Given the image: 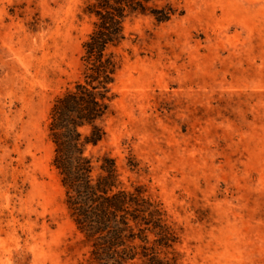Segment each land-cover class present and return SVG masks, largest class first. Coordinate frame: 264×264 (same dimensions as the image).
Returning <instances> with one entry per match:
<instances>
[{
	"label": "rangeland",
	"instance_id": "1",
	"mask_svg": "<svg viewBox=\"0 0 264 264\" xmlns=\"http://www.w3.org/2000/svg\"><path fill=\"white\" fill-rule=\"evenodd\" d=\"M87 2L0 0V264H89L48 128L82 75ZM153 4L176 12L126 19L94 175L114 159L119 187L160 211L170 247L142 227L164 261L264 264V0Z\"/></svg>",
	"mask_w": 264,
	"mask_h": 264
},
{
	"label": "trees",
	"instance_id": "2",
	"mask_svg": "<svg viewBox=\"0 0 264 264\" xmlns=\"http://www.w3.org/2000/svg\"><path fill=\"white\" fill-rule=\"evenodd\" d=\"M158 0H88L84 12L93 17V29L83 42L82 75L74 86L57 96L49 119V138L54 145L53 166L66 190V204L77 228L91 243L89 264H171L148 246L146 228L160 229L158 245L170 247L173 235L162 224L161 213L135 192L119 187L112 158L104 157L102 173L94 175L93 158L86 153L105 136L103 121L114 98L113 85L120 67L114 48L126 39L125 22L133 14H152L157 22L171 19V5L159 7ZM140 239L144 244L137 245Z\"/></svg>",
	"mask_w": 264,
	"mask_h": 264
}]
</instances>
